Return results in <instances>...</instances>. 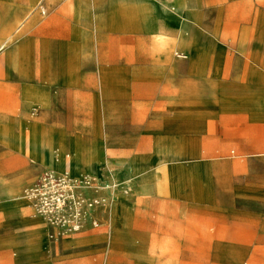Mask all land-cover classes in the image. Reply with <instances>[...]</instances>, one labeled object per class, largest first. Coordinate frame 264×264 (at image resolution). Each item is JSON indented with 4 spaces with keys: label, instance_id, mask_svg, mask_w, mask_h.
I'll return each instance as SVG.
<instances>
[{
    "label": "crops",
    "instance_id": "obj_1",
    "mask_svg": "<svg viewBox=\"0 0 264 264\" xmlns=\"http://www.w3.org/2000/svg\"><path fill=\"white\" fill-rule=\"evenodd\" d=\"M25 18L46 39L29 75L0 76V264H191L165 244L264 242L263 61L214 47L184 0H0V52ZM47 170L129 192L55 240L24 194Z\"/></svg>",
    "mask_w": 264,
    "mask_h": 264
},
{
    "label": "rangeland",
    "instance_id": "obj_2",
    "mask_svg": "<svg viewBox=\"0 0 264 264\" xmlns=\"http://www.w3.org/2000/svg\"><path fill=\"white\" fill-rule=\"evenodd\" d=\"M193 5L204 15L206 20L213 26V36L209 42L214 46H222L231 53H236V49H250V52L264 62V0H184ZM170 9L176 6L175 2L167 3ZM40 7V5L38 6ZM41 10V9H39ZM205 20V19H204ZM19 32L15 34L13 41L0 52V76L6 74V68L10 69L12 64H18V70L29 75L32 69L29 66L30 49L32 42H43L37 46L45 44L46 35H30V19H23V25ZM179 30H177L178 33ZM180 32V31H179ZM2 36V34H0ZM202 37V36H201ZM35 39V41H34ZM172 48L171 55L175 56V49ZM225 50V53H229ZM22 52V55H20ZM27 54L23 57V53ZM226 60L225 64L227 63ZM1 80V79H0ZM8 83L0 82V96H3L5 86ZM25 82H16V87L28 85ZM221 85V82H220ZM264 85V84H263ZM261 170V177L264 183V162L257 163ZM263 205H257V212H264ZM181 238V237H178ZM169 250L179 257L188 258L186 261L196 264H264V242L257 243H187L172 242L165 244ZM223 249L238 254L242 263L230 260H212L216 249ZM179 259L182 261L183 259ZM196 258V260H194Z\"/></svg>",
    "mask_w": 264,
    "mask_h": 264
},
{
    "label": "built area",
    "instance_id": "obj_3",
    "mask_svg": "<svg viewBox=\"0 0 264 264\" xmlns=\"http://www.w3.org/2000/svg\"><path fill=\"white\" fill-rule=\"evenodd\" d=\"M175 55L188 57L183 52ZM118 188L129 192V188L106 176H74L47 170L24 194L35 212L53 229L50 236L58 240L62 236L78 234L88 226L99 227L101 214L109 209L113 192Z\"/></svg>",
    "mask_w": 264,
    "mask_h": 264
},
{
    "label": "bare ground",
    "instance_id": "obj_4",
    "mask_svg": "<svg viewBox=\"0 0 264 264\" xmlns=\"http://www.w3.org/2000/svg\"><path fill=\"white\" fill-rule=\"evenodd\" d=\"M65 172H68V173H70V174H72V175H77V176H82V175H85V174H87V173H83V174H74L72 171H70V170H64ZM102 171V170H101ZM89 173V172H88ZM101 173L102 172H100V173H98V174H95V173H92V174H95V175H101ZM115 198V197H114ZM114 198L112 199V201H111V203L113 202V200H114ZM111 205V204H110Z\"/></svg>",
    "mask_w": 264,
    "mask_h": 264
}]
</instances>
